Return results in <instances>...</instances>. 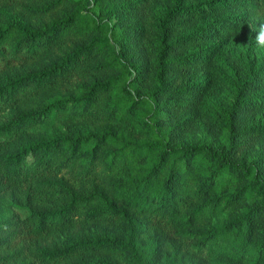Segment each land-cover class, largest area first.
Returning <instances> with one entry per match:
<instances>
[{
	"label": "trees",
	"instance_id": "16d2710c",
	"mask_svg": "<svg viewBox=\"0 0 264 264\" xmlns=\"http://www.w3.org/2000/svg\"><path fill=\"white\" fill-rule=\"evenodd\" d=\"M262 17L0 0V264H264Z\"/></svg>",
	"mask_w": 264,
	"mask_h": 264
},
{
	"label": "rangeland",
	"instance_id": "374dc122",
	"mask_svg": "<svg viewBox=\"0 0 264 264\" xmlns=\"http://www.w3.org/2000/svg\"><path fill=\"white\" fill-rule=\"evenodd\" d=\"M260 23H264V17L260 18V19L258 20L257 23L249 25V26L244 30V32H243V34H242V36L244 37V42H248L249 38H250L251 36H254V35H255L254 30H255V31H258V30H259L258 25H259ZM253 40H254V42H255V39H253ZM205 45L208 46L209 43H207V44H205ZM256 46H257V45H256ZM257 47H258V46H257ZM258 49H259L260 51H264V48L258 47ZM213 61H214L215 65L218 66V68H219V67L223 68V66H221L220 62L217 60V55H216V54L213 55ZM222 70H223V74L226 75V77L229 79V81L233 83V80L231 79V77H229L228 73L225 71V68H223ZM6 210H7V209H3V212H6Z\"/></svg>",
	"mask_w": 264,
	"mask_h": 264
},
{
	"label": "clouds",
	"instance_id": "9594fccd",
	"mask_svg": "<svg viewBox=\"0 0 264 264\" xmlns=\"http://www.w3.org/2000/svg\"><path fill=\"white\" fill-rule=\"evenodd\" d=\"M259 30H254V39L258 47L264 48V23L258 25Z\"/></svg>",
	"mask_w": 264,
	"mask_h": 264
}]
</instances>
